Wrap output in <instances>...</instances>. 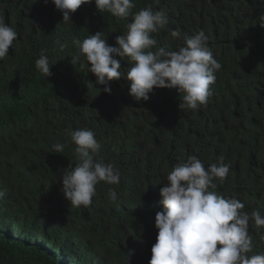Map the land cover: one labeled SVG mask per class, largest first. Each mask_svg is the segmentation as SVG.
<instances>
[{"label": "trees", "instance_id": "1", "mask_svg": "<svg viewBox=\"0 0 264 264\" xmlns=\"http://www.w3.org/2000/svg\"><path fill=\"white\" fill-rule=\"evenodd\" d=\"M134 2L132 14L148 6L167 13L166 28L152 34L158 47L183 46L173 31L209 37L222 67L205 105L179 109L183 94L167 88L135 101L127 57H117L124 75L108 82L110 94L96 83L73 37L102 31L117 46L132 15L99 13L93 0L64 23L51 0H0V16L18 33L0 60V264H149L160 189L190 156L205 168L223 157L229 174L209 190L264 215V0ZM42 49L57 61L47 78L35 67ZM84 127L95 132L99 156L119 169L120 183L100 182L92 203L77 208L65 199L61 177L76 163L65 132ZM57 142L62 153L52 148ZM249 234L254 253H264V228L250 222Z\"/></svg>", "mask_w": 264, "mask_h": 264}, {"label": "clouds", "instance_id": "2", "mask_svg": "<svg viewBox=\"0 0 264 264\" xmlns=\"http://www.w3.org/2000/svg\"><path fill=\"white\" fill-rule=\"evenodd\" d=\"M51 2L62 13V22L67 23L81 5L91 4L93 0ZM94 2L99 13L106 11L117 18L132 15L126 34L116 37L117 46H110L102 31L83 40L73 37L78 57L86 59L88 72L94 74L96 83L105 85L104 92L110 94L108 82L124 75L117 57H127L131 67L126 79L130 82L129 95L135 101H147L154 88H167L183 94L179 109L197 110L208 102L213 95L210 86L222 66L214 58L209 37L203 30L191 36L171 32L172 37L183 40V46L169 51L158 47L152 36L168 25L164 10L153 11L148 6L132 14L136 7L134 0ZM260 25L264 26V16ZM17 38L15 29L0 16V60L9 55ZM64 47L65 44H60L61 50ZM56 62L42 49L35 67L47 78L52 75L50 67ZM65 135L74 145L76 163L74 167L69 164L64 171L61 191L71 206L88 207L97 194L96 185L100 182L118 185L120 171L99 156L101 144L90 128L75 131L69 128ZM64 147L59 142L52 145L56 153H62ZM229 171L230 164L225 163L223 157L207 168L197 156H190L186 162L174 166L160 189L162 210L155 215L158 233L149 264H264V253H254L253 237L249 234L250 222H254L257 229L264 228V215L259 211H244L245 204L239 199L225 198L209 190L215 189V181L222 182ZM117 195L113 188L109 198L115 201ZM4 196L5 191L0 190V199Z\"/></svg>", "mask_w": 264, "mask_h": 264}]
</instances>
